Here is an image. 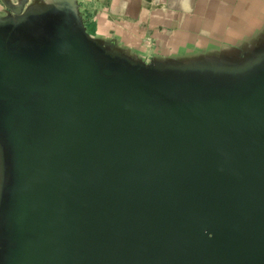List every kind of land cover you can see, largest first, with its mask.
<instances>
[{"label": "water", "instance_id": "1", "mask_svg": "<svg viewBox=\"0 0 264 264\" xmlns=\"http://www.w3.org/2000/svg\"><path fill=\"white\" fill-rule=\"evenodd\" d=\"M3 5L0 264H264V28L148 61Z\"/></svg>", "mask_w": 264, "mask_h": 264}, {"label": "crops", "instance_id": "2", "mask_svg": "<svg viewBox=\"0 0 264 264\" xmlns=\"http://www.w3.org/2000/svg\"><path fill=\"white\" fill-rule=\"evenodd\" d=\"M82 2L87 26L93 35L107 41L116 40L129 53L148 61L241 45L264 28V0ZM3 9V0H0V12Z\"/></svg>", "mask_w": 264, "mask_h": 264}, {"label": "rangeland", "instance_id": "3", "mask_svg": "<svg viewBox=\"0 0 264 264\" xmlns=\"http://www.w3.org/2000/svg\"><path fill=\"white\" fill-rule=\"evenodd\" d=\"M91 32H92V30H91ZM93 33H94V31H93Z\"/></svg>", "mask_w": 264, "mask_h": 264}]
</instances>
